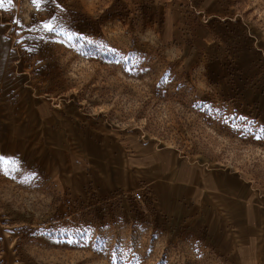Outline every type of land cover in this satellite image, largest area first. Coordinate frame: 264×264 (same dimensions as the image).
<instances>
[{
  "label": "rangeland",
  "instance_id": "1",
  "mask_svg": "<svg viewBox=\"0 0 264 264\" xmlns=\"http://www.w3.org/2000/svg\"><path fill=\"white\" fill-rule=\"evenodd\" d=\"M0 56L1 151L50 165L0 156V264H260L99 174L177 149L264 200V0H0Z\"/></svg>",
  "mask_w": 264,
  "mask_h": 264
},
{
  "label": "crops",
  "instance_id": "2",
  "mask_svg": "<svg viewBox=\"0 0 264 264\" xmlns=\"http://www.w3.org/2000/svg\"><path fill=\"white\" fill-rule=\"evenodd\" d=\"M25 92L31 94L28 88H23V91L18 90L8 98L0 95V112L1 103H9L11 99L12 104L16 97ZM6 115L0 113V118H10H6ZM16 126H23V121L16 122ZM28 131L23 126L21 135L17 137L27 136ZM0 136L1 144L5 138ZM8 143L7 150L1 151L0 147V156L18 159L29 166L41 164L50 168L49 162L43 159L37 158L28 163V159L22 157L32 155L40 147L18 145L15 135L8 137ZM107 169L110 172H100L99 176L104 179L108 173L116 178L118 182L114 184V190L132 187L143 180L146 188L152 192L155 203L163 207L161 210L166 211L173 222L178 221L180 228L189 231L205 232V240L221 252L241 255L246 247L254 248V232L264 234V200L257 198L245 174L227 164L200 163L183 156L177 149L158 148L144 158L138 168L127 158L121 166H109ZM119 174H124L127 179H120ZM79 177L86 180L87 174ZM69 182H73L70 177ZM255 252L260 264H264V245L260 246L259 243L255 246Z\"/></svg>",
  "mask_w": 264,
  "mask_h": 264
},
{
  "label": "built area",
  "instance_id": "3",
  "mask_svg": "<svg viewBox=\"0 0 264 264\" xmlns=\"http://www.w3.org/2000/svg\"><path fill=\"white\" fill-rule=\"evenodd\" d=\"M137 194V197L140 198L142 197V194L141 193H136Z\"/></svg>",
  "mask_w": 264,
  "mask_h": 264
},
{
  "label": "snow or ice",
  "instance_id": "4",
  "mask_svg": "<svg viewBox=\"0 0 264 264\" xmlns=\"http://www.w3.org/2000/svg\"><path fill=\"white\" fill-rule=\"evenodd\" d=\"M48 27H50V26H48Z\"/></svg>",
  "mask_w": 264,
  "mask_h": 264
}]
</instances>
